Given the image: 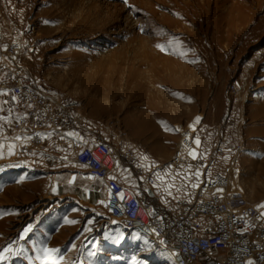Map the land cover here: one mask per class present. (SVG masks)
I'll use <instances>...</instances> for the list:
<instances>
[{
	"label": "rangeland",
	"instance_id": "rangeland-1",
	"mask_svg": "<svg viewBox=\"0 0 264 264\" xmlns=\"http://www.w3.org/2000/svg\"><path fill=\"white\" fill-rule=\"evenodd\" d=\"M127 1L0 0V74L21 71L67 112L90 114L112 141L116 172L134 177L137 189H155L166 205L176 195L195 199L208 181L229 175L233 189L259 203L264 216V169L257 167L264 151L249 144L264 138V0L155 6L170 22L183 15V34L175 26L164 31L185 40L178 64L180 47L149 43V33L141 34V46L128 43L145 17ZM124 122L126 144L117 129ZM142 125L149 129L135 140ZM253 148L259 152L250 162ZM139 170L155 183L147 186ZM79 179L64 175L60 192L57 183H45L41 193L30 183L4 181L0 264H171L155 243L109 218L99 181Z\"/></svg>",
	"mask_w": 264,
	"mask_h": 264
},
{
	"label": "built area",
	"instance_id": "built-area-1",
	"mask_svg": "<svg viewBox=\"0 0 264 264\" xmlns=\"http://www.w3.org/2000/svg\"><path fill=\"white\" fill-rule=\"evenodd\" d=\"M1 87L9 88L13 95L14 129L31 138L25 151L34 147L44 150V134L68 129L69 112L28 84L21 71H12ZM48 160L52 161L51 156ZM73 160L107 192L109 218L155 243L169 254L171 264H264L261 208L246 193L233 189L229 175L208 181L195 201H178L164 210H152L146 190L130 189L113 177L119 159L111 145L98 141L82 147L75 150ZM139 174L147 186L154 184L153 176L143 170Z\"/></svg>",
	"mask_w": 264,
	"mask_h": 264
},
{
	"label": "crops",
	"instance_id": "crops-1",
	"mask_svg": "<svg viewBox=\"0 0 264 264\" xmlns=\"http://www.w3.org/2000/svg\"><path fill=\"white\" fill-rule=\"evenodd\" d=\"M8 79V72L0 74V179H3L2 182H0V187L2 184H5V180L11 179L13 181L16 180L17 182H22V185L24 183H30L32 186L37 188L35 189V192L41 193L44 190L45 183H52L53 185L54 183H57L59 191L62 176L64 175H70L75 178L78 176L81 178L79 179L80 181L83 180V177L85 179L84 182L87 180L91 181V177L89 175H83L85 170H83L81 166L77 165L73 160L74 152L82 147L92 146L98 141L105 142L112 146L111 139L104 133L102 127L94 125L92 116L87 112H69L68 129L66 131L61 133L51 132L44 134L42 138L45 143V149L42 151L36 147L32 148L31 151H25L24 147H29L31 138L29 136L19 134L14 129V120L12 119L14 115L13 95L9 88L4 89L1 87ZM133 122H136L137 124V122L143 121H137V119H135ZM125 127V122L120 125L118 124L117 127L122 136L126 135L125 138L122 139L124 144H126L128 138L130 137L129 132H126V134L124 133ZM147 128L149 129V127L145 125H142L141 127L139 126L134 128V130L139 131L138 134H131L135 136V140H140V131H144ZM121 129L123 130L122 132ZM255 132V129L251 130V133ZM149 137H152V135L150 134ZM136 143L132 144L135 146ZM249 144L252 147L259 146L261 150L264 151V138H254ZM73 145L76 146L75 150L73 149ZM245 145L248 146L247 141L245 142ZM9 146H12L11 154ZM257 152L259 151L254 148L252 149V152L250 153L252 156L250 162H255L254 156ZM48 156H51L52 161L48 160ZM175 162L176 164H179L182 162V159L176 158ZM257 167L259 171L264 169V158L262 163ZM77 168L79 173L75 172ZM62 171L66 172V174H62ZM113 177L130 189H137L134 177L125 180L122 175L116 171L114 172ZM100 186H102V184H100ZM151 191L153 192V196H148V200H152V210H164L174 206L178 201L191 202L195 201L197 198L196 196L195 199H183V197L176 195L174 196V200L170 206L169 204L166 205L163 201H161L158 191L155 189H151ZM53 192H56L54 186ZM89 192L91 196V189ZM243 192L246 193L245 191Z\"/></svg>",
	"mask_w": 264,
	"mask_h": 264
},
{
	"label": "bare ground",
	"instance_id": "bare-ground-1",
	"mask_svg": "<svg viewBox=\"0 0 264 264\" xmlns=\"http://www.w3.org/2000/svg\"><path fill=\"white\" fill-rule=\"evenodd\" d=\"M152 1V0H151ZM156 1V0H155ZM159 1V0H158ZM193 1V0H191ZM195 1V0H194ZM62 2V1H61ZM68 2V1H67ZM181 2V0H161L160 3L158 2H154V4L152 3H148L146 0H128L127 1V5L129 7H131L133 9L134 12H140V10L142 9L143 11V16L145 17V21L143 22L142 26L140 27L139 31L132 34L131 36V39L128 41L129 44L131 43H137L139 44L140 46L145 42L144 39L141 37V34L142 33H149L151 36L150 40H148L147 42H151L152 44H157L158 47H166V46H171L172 45H177L180 47V53H175V56L176 59L178 60L177 61V64L179 62H183L184 61V51H185V47H183L184 45V38L183 37H179V38H175V37H167V33L164 32L166 31V29L170 28L171 26H175L176 30L178 33L180 34H183V31L185 30V27L184 25L182 24V14L180 12H178V15H177V19L174 20V21H168V20H165L164 18H161L162 16H158V13L155 11V6H157L156 8H168L169 5H172V4H175L177 6V4H179ZM49 3V2H48ZM53 3V2H52ZM65 3V2H63ZM180 5V4H179ZM186 5V4H184ZM50 6V5H49ZM181 6V5H180ZM191 6V5H190ZM189 6V7H190ZM188 7V9H189ZM194 7V6H192ZM177 9V8H176ZM186 9V7H185ZM184 9V10H185ZM187 9V10H188ZM191 9V7H190ZM169 10V9H168ZM174 10V9H173ZM195 10H197L195 8ZM98 11V10H97ZM177 11V10H176ZM189 11V10H188ZM199 12V10H197ZM196 11V12H197ZM176 13V12H175ZM188 14V12L186 13ZM190 15V14H189ZM188 15V16H189ZM187 16V17H188ZM194 17V16H193ZM100 18V16H99ZM185 19V17H183ZM194 19V18H193ZM192 19V20H193ZM173 20V19H172ZM103 21V20H102ZM196 21V20H195ZM194 21V22H195ZM105 23V22H104ZM196 23V22H195ZM99 24V23H98ZM103 24V23H102ZM101 25V24H99ZM153 25H157V26H161V28L158 30L156 29ZM90 27V26H89ZM94 29V28H93ZM96 29V28H95ZM90 31V30H89ZM97 31V30H95ZM100 31V30H99ZM102 32V31H101ZM105 33V32H104ZM169 33V32H168ZM179 34V35H180ZM195 34V33H192V35ZM171 35H173L171 33ZM191 35V36H192ZM197 35V34H196ZM194 35V36H196ZM177 36V35H176ZM192 36V37H194ZM198 36V35H197ZM156 37V38H155ZM194 42H195V45L198 46V41L196 40V37L193 39ZM201 41V40H200ZM193 44V43H192ZM195 46V47H196ZM150 47V46H149ZM199 47V46H198ZM198 47L197 49H195L196 51H198ZM201 47V46H200ZM139 48V47H138ZM149 49V48H148ZM137 51V50H136ZM149 51V50H148ZM153 53V52H151ZM199 53V52H198ZM207 53V52H206ZM206 55V54H205ZM208 55V54H207ZM212 57V56H211ZM211 60V59H210ZM209 60V61H210ZM175 61V60H174ZM154 62V61H153ZM198 63V62H197ZM201 63V61H200ZM150 64V63H149ZM183 66V65H182ZM181 67V66H180ZM194 67V66H193ZM148 68V67H147ZM183 68V67H181ZM191 69V68H190ZM197 69V68H196ZM189 70V69H188ZM204 70V68L202 69ZM189 72V71H188ZM194 72V71H193ZM165 74V73H164ZM194 74V73H193ZM177 75V74H176ZM180 75V74H179ZM153 76V75H152ZM185 76V75H184ZM188 76V74H187ZM176 77V76H175ZM174 77V78H175ZM188 78V77H187ZM193 78V77H192ZM241 89V88H240ZM236 90V89H235ZM247 97V96H246ZM197 148V146H195Z\"/></svg>",
	"mask_w": 264,
	"mask_h": 264
},
{
	"label": "snow or ice",
	"instance_id": "snow-or-ice-1",
	"mask_svg": "<svg viewBox=\"0 0 264 264\" xmlns=\"http://www.w3.org/2000/svg\"><path fill=\"white\" fill-rule=\"evenodd\" d=\"M125 2H126V0H125ZM198 122V121H197ZM199 143V141L197 140V144ZM10 147V154H11V147L12 146H9ZM193 158H195V155L193 154ZM199 175V173H197V176ZM120 199H123V194L121 193L120 194ZM261 207H264V205H261Z\"/></svg>",
	"mask_w": 264,
	"mask_h": 264
},
{
	"label": "water",
	"instance_id": "water-1",
	"mask_svg": "<svg viewBox=\"0 0 264 264\" xmlns=\"http://www.w3.org/2000/svg\"><path fill=\"white\" fill-rule=\"evenodd\" d=\"M146 192H147V194H148L149 197H152L153 196V192L151 190H147Z\"/></svg>",
	"mask_w": 264,
	"mask_h": 264
}]
</instances>
